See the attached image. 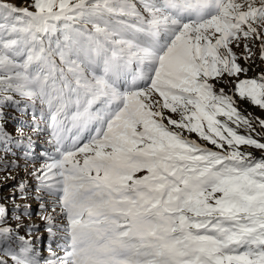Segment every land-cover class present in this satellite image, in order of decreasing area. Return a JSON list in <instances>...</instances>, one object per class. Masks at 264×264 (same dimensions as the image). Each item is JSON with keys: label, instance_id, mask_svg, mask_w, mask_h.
Wrapping results in <instances>:
<instances>
[{"label": "snow or ice", "instance_id": "6c2138e0", "mask_svg": "<svg viewBox=\"0 0 264 264\" xmlns=\"http://www.w3.org/2000/svg\"><path fill=\"white\" fill-rule=\"evenodd\" d=\"M257 52L264 0H0V100L47 105L53 151L25 160L62 233L41 258L0 224V264H264V158L243 150L264 151V118L240 108L264 112Z\"/></svg>", "mask_w": 264, "mask_h": 264}, {"label": "rangeland", "instance_id": "374dc122", "mask_svg": "<svg viewBox=\"0 0 264 264\" xmlns=\"http://www.w3.org/2000/svg\"><path fill=\"white\" fill-rule=\"evenodd\" d=\"M4 2L14 4L20 8L29 7L31 4V0H4ZM59 39L63 40V36H59ZM258 44L259 42H255V44H253V51H257ZM233 50L237 54H240L242 52V47H234ZM241 63L243 64L244 61H241ZM261 71H264V61H261L259 59V55L257 52V56L254 62H250V71L248 72V76L251 77L253 75L260 73ZM220 86H223L227 89V84L223 82L220 85H218V87ZM240 108L244 113H252L254 116H259L264 118V112L252 106L251 104L247 103L246 101L240 103ZM37 110H40L42 113L48 114L47 105L41 104V102L38 100L33 102L30 98L26 96H21L19 94H12L11 101L4 103L2 100H0V112H1L0 121L3 120V122L9 127L8 129L12 137L9 147L13 146L12 148L13 149L12 151L14 152L13 154L17 153V151L15 152V147L18 144L20 146V143L23 140H26L28 137L31 138V143L25 142V146L30 147V149L27 150L24 149L25 152L23 153L20 152L19 158H23V155L25 156L26 152L29 153V155L37 157L36 155L38 152L47 151L51 153L53 151L52 146L48 143V140L50 138L49 132L47 130V124L49 122V119L42 118V119L30 120V118H33L34 116L37 115ZM18 128L22 129L24 132V137L22 139L19 138L16 134V130ZM34 128H38L39 131L41 132L40 139L35 136V134L37 133L33 131ZM241 131L243 132V129H241ZM256 131L257 132L260 131L259 127H257ZM253 135L255 136V134ZM191 138L198 139L195 136V134H191ZM255 138L261 139V142H264V138L262 137L257 136ZM43 142L48 144L45 145ZM209 147H211V145H209ZM243 150L251 152L252 155L257 159L264 158V151H261L259 149L244 146ZM0 158H4L6 160H13V158L5 155V153L3 152H0ZM32 162H37L35 165L39 166L40 161L38 159L32 160ZM32 166H28L27 167L28 170ZM8 176L14 177V179H5V177ZM24 177L25 176L23 175L22 170L9 169L8 171H0V204H3L8 209L6 220H0V224H7L8 226L12 227L14 231H18V234L20 236H25L26 239L30 240L32 248L36 250V253L39 257L47 258L49 256V252H48L49 246H51L52 249L59 254V248L57 247V245L60 243V237L62 233L57 231L56 236L54 238H50L49 233L46 231V226H45L46 222L41 219V216L45 215L46 213L42 211L40 205L42 202L47 201L48 199L44 197V201H42L40 197H36L37 207L31 206L33 200L32 201L29 200L31 201L30 203L28 201V198L32 194L31 192H28L27 187H26V197H27L26 199L21 200L19 198V193H17V198L15 200H12L10 198L12 196L13 190L21 181H24L26 184L27 176L25 178ZM37 196L39 195L37 194ZM15 205H20V209L18 212L12 211ZM25 206H28L27 212H25ZM17 215L20 216L19 220L15 218ZM55 223L57 225H60L61 221L56 220ZM17 225H19L18 229H17ZM29 227H31L32 229L30 235H28ZM44 240L47 241V245H45ZM39 248L41 249L40 251ZM43 250H45L46 253ZM41 264H43V259H41Z\"/></svg>", "mask_w": 264, "mask_h": 264}]
</instances>
